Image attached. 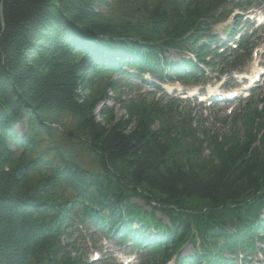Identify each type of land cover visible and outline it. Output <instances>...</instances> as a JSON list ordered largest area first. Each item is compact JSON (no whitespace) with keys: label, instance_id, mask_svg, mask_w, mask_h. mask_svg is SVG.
Instances as JSON below:
<instances>
[{"label":"trees","instance_id":"1","mask_svg":"<svg viewBox=\"0 0 264 264\" xmlns=\"http://www.w3.org/2000/svg\"><path fill=\"white\" fill-rule=\"evenodd\" d=\"M228 1L255 3L0 0V264H89L75 236L87 224L146 249L142 264L253 255L264 241V108L248 102L237 115L242 130L221 139L194 128L176 103L145 98L122 102L124 117L106 106L96 114L124 77L188 81L194 63L175 67L173 49L194 48L212 67L199 39H212ZM251 47L243 38L232 61ZM189 242L196 253L181 256Z\"/></svg>","mask_w":264,"mask_h":264},{"label":"rangeland","instance_id":"2","mask_svg":"<svg viewBox=\"0 0 264 264\" xmlns=\"http://www.w3.org/2000/svg\"><path fill=\"white\" fill-rule=\"evenodd\" d=\"M115 7V6H114ZM113 7V9H114ZM100 8L104 11L113 10L110 7H105L103 5ZM123 10V8L119 9ZM118 10V11H119ZM125 10V9H124ZM227 10H234L232 17H229L226 21L220 22L218 24H213L211 26V34L215 35L218 40V46L222 44V42L226 44H237L236 38H228L224 35L225 28H229L233 26L235 18L241 19V25L238 27L237 33L248 35L250 32L257 27L256 23L254 24V20L251 16V13H256L257 15H261L264 13V0H258L252 7H247L245 9L236 8L233 5V2L227 7ZM114 11V10H113ZM238 16V17H235ZM225 38L227 39L226 41ZM206 42L204 38L201 41ZM254 42H257V48L252 56V58L245 60L244 67H239L237 70H231L227 63H222V57H214L211 54L212 61L218 64V66H223L227 73L222 75L217 73L216 70L205 69V76L202 77V83L198 85H184L178 82H168V83H160L153 79L152 83H145L143 80L139 78H132L130 75L128 77L122 78V87L115 92L109 90L108 95L109 98L104 101L102 104H99L96 108L97 116L100 113L102 108H111L115 114L116 118L126 116V110L122 104V102L127 101H140L142 99H147L150 102L161 103L162 105H169L171 102H175L176 105H183L181 109H179L183 114H189L188 120L191 122V125L194 128H205L209 134H218L219 138L223 134H229L236 130H242L243 126L239 122L237 123L236 115L242 108L245 106V100L240 97L237 98L232 103H215L210 105L208 103H200L195 100L192 101H184L181 98H185L186 96L182 93H185L186 89L194 88L200 94L206 92L209 89L215 90H224L226 87H234L237 86L238 91L247 90L248 93L244 94L247 96L249 93L252 95L253 108H263L264 107V26L259 28V31L256 33V37L253 39ZM230 46V45H229ZM214 47V46H212ZM226 55L231 53L230 49H226ZM218 53V52H217ZM194 56L192 48L188 52H179L176 50H172L167 53V57L175 62H178L183 59V57L188 58ZM220 63H222L220 65ZM217 66V65H216ZM130 71H133L130 69ZM256 71H261L262 76L261 80L252 88L250 91L245 89L244 86H248L250 82V77ZM152 80V79H151ZM207 83H205V82ZM223 81L225 83L222 85ZM177 90H176V89ZM183 98V99H184ZM141 102V101H140ZM167 105V106H168ZM180 120V118H178ZM66 122H70V119H67ZM17 132H20L22 127L21 125H16ZM24 130V127H23ZM204 135L202 133L196 134L197 143L199 140L203 141ZM193 140L192 136H186V141L189 143ZM47 142V141H46ZM66 142V141H63ZM66 144V143H63ZM200 144V143H199ZM198 145V144H197ZM203 150L205 153L210 152V145L208 141L204 142ZM82 157L85 155L82 154ZM134 202L144 206L148 211L151 210V206L145 204V202L141 198L133 199ZM156 214L158 216H162L164 222H168V218L161 214L160 211H157ZM86 228L79 227L78 232L75 236H78L80 239L77 244L79 245V251L84 256L94 260V252L97 251L101 255V259L99 261H95L94 264H123L119 259L125 260L126 257L132 256L134 263L140 264L141 261H144L147 258V252L143 251L135 246L131 245L130 242H121L119 239H109L104 234H102L98 229L92 228L91 225H87ZM66 238L63 240V244H66ZM71 247H68V250ZM196 248L193 244H186L182 249V254H194ZM253 264H264V256L259 254L258 251L255 252V256L251 258ZM259 260V261H258ZM168 264H174V262H170ZM237 264H243L241 261L237 262Z\"/></svg>","mask_w":264,"mask_h":264},{"label":"water","instance_id":"3","mask_svg":"<svg viewBox=\"0 0 264 264\" xmlns=\"http://www.w3.org/2000/svg\"><path fill=\"white\" fill-rule=\"evenodd\" d=\"M1 20L3 21V13L1 12Z\"/></svg>","mask_w":264,"mask_h":264},{"label":"bare ground","instance_id":"4","mask_svg":"<svg viewBox=\"0 0 264 264\" xmlns=\"http://www.w3.org/2000/svg\"><path fill=\"white\" fill-rule=\"evenodd\" d=\"M257 75V72L255 73ZM229 96V95H228ZM133 200V199H132Z\"/></svg>","mask_w":264,"mask_h":264}]
</instances>
